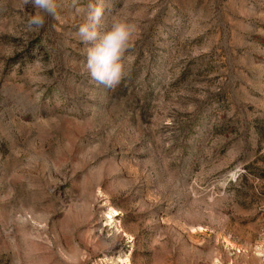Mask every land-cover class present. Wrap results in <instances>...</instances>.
Listing matches in <instances>:
<instances>
[{
	"label": "rangeland",
	"instance_id": "obj_1",
	"mask_svg": "<svg viewBox=\"0 0 264 264\" xmlns=\"http://www.w3.org/2000/svg\"><path fill=\"white\" fill-rule=\"evenodd\" d=\"M88 3L0 0V264H264V0H104L112 89Z\"/></svg>",
	"mask_w": 264,
	"mask_h": 264
},
{
	"label": "clouds",
	"instance_id": "obj_2",
	"mask_svg": "<svg viewBox=\"0 0 264 264\" xmlns=\"http://www.w3.org/2000/svg\"><path fill=\"white\" fill-rule=\"evenodd\" d=\"M20 5H31L35 10L25 22L27 30L38 29L44 25L46 16L57 15L58 0H20ZM104 17V0H89L77 35L87 45L86 70L91 79L112 89L119 86L125 76L122 58L137 31V25L127 17L114 15L108 27L101 30Z\"/></svg>",
	"mask_w": 264,
	"mask_h": 264
}]
</instances>
